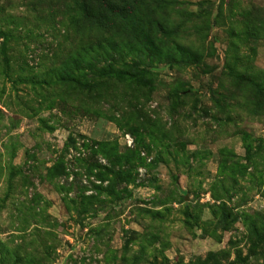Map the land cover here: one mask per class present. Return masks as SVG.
Returning a JSON list of instances; mask_svg holds the SVG:
<instances>
[{"label": "rangeland", "instance_id": "1", "mask_svg": "<svg viewBox=\"0 0 264 264\" xmlns=\"http://www.w3.org/2000/svg\"><path fill=\"white\" fill-rule=\"evenodd\" d=\"M179 1L201 62L152 54L145 86L77 106L68 0H0V264H264V105L226 69L264 79V0Z\"/></svg>", "mask_w": 264, "mask_h": 264}, {"label": "trees", "instance_id": "2", "mask_svg": "<svg viewBox=\"0 0 264 264\" xmlns=\"http://www.w3.org/2000/svg\"><path fill=\"white\" fill-rule=\"evenodd\" d=\"M67 6L68 16L72 19L67 29L79 39L81 48L77 53L82 54L83 58L78 57L76 64V60L68 57L60 65L62 68L57 70L54 85H61L67 101L73 100L77 106L105 100L110 96L107 92L113 84L130 89L145 86L143 80L149 78L151 66L142 64L141 58H149L152 54L160 55L169 63L185 66L201 62L197 49L185 47L177 40L178 24L184 23L188 15L193 16L184 11L179 0H68ZM259 11L262 17L254 27L264 31V9ZM117 34L133 39L138 48L130 50L117 46ZM0 39L1 63L7 76L8 36L1 30ZM125 42L124 45L128 46L129 43ZM175 54L178 58H175ZM233 66L227 67L226 64L229 75H234L233 80L244 85L258 105H264V79L234 73ZM188 92H191L190 88ZM119 158L113 156L114 162H120ZM119 175L120 171L114 176ZM252 235L258 243L264 241V229L262 233L254 229ZM212 257L211 253L208 254V259ZM242 262H245V258H236L226 264Z\"/></svg>", "mask_w": 264, "mask_h": 264}]
</instances>
